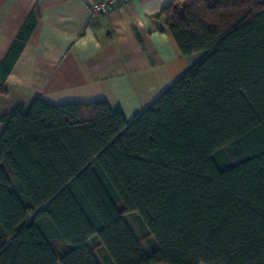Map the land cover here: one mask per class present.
I'll return each mask as SVG.
<instances>
[{
  "label": "trees",
  "instance_id": "16d2710c",
  "mask_svg": "<svg viewBox=\"0 0 264 264\" xmlns=\"http://www.w3.org/2000/svg\"><path fill=\"white\" fill-rule=\"evenodd\" d=\"M161 17L200 58L131 122L40 98L0 120V264H99L89 243L104 264H264V0H175Z\"/></svg>",
  "mask_w": 264,
  "mask_h": 264
},
{
  "label": "crops",
  "instance_id": "0c3cea01",
  "mask_svg": "<svg viewBox=\"0 0 264 264\" xmlns=\"http://www.w3.org/2000/svg\"><path fill=\"white\" fill-rule=\"evenodd\" d=\"M97 0H0V65L30 15L35 26L4 82L0 120L40 98L52 105L103 100L128 122L200 55L184 57L158 15L175 0H130L92 18ZM0 121V136L4 130Z\"/></svg>",
  "mask_w": 264,
  "mask_h": 264
},
{
  "label": "rangeland",
  "instance_id": "374dc122",
  "mask_svg": "<svg viewBox=\"0 0 264 264\" xmlns=\"http://www.w3.org/2000/svg\"><path fill=\"white\" fill-rule=\"evenodd\" d=\"M136 216H137L136 214H132V215L127 214V215H124L123 218H124V221L127 224L128 228L130 229V231L132 232L134 237L137 239L141 250L144 252L150 253L152 250V247H153L152 246L153 241L151 238L144 236L143 231L139 228V226L137 225V223L135 221ZM88 246L91 250L94 251V256H95L97 262L99 264H104L102 259H101V256L94 250L92 244L89 243Z\"/></svg>",
  "mask_w": 264,
  "mask_h": 264
},
{
  "label": "built area",
  "instance_id": "2783aa9c",
  "mask_svg": "<svg viewBox=\"0 0 264 264\" xmlns=\"http://www.w3.org/2000/svg\"><path fill=\"white\" fill-rule=\"evenodd\" d=\"M130 0H97L89 9V14L92 18L106 15L113 11L117 6L125 4Z\"/></svg>",
  "mask_w": 264,
  "mask_h": 264
}]
</instances>
